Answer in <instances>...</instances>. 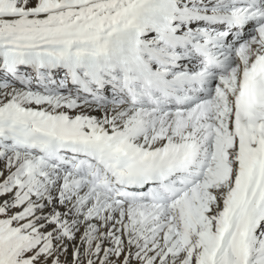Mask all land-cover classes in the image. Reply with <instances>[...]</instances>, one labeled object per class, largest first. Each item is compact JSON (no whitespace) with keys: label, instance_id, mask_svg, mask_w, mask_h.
<instances>
[{"label":"snow or ice","instance_id":"obj_1","mask_svg":"<svg viewBox=\"0 0 264 264\" xmlns=\"http://www.w3.org/2000/svg\"><path fill=\"white\" fill-rule=\"evenodd\" d=\"M0 264H264V0H0Z\"/></svg>","mask_w":264,"mask_h":264}]
</instances>
